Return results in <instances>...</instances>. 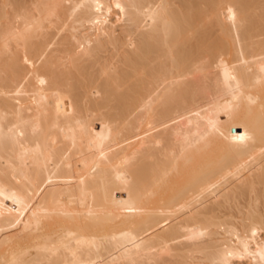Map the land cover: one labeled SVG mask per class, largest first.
Listing matches in <instances>:
<instances>
[{
    "label": "bare ground",
    "instance_id": "bare-ground-1",
    "mask_svg": "<svg viewBox=\"0 0 264 264\" xmlns=\"http://www.w3.org/2000/svg\"><path fill=\"white\" fill-rule=\"evenodd\" d=\"M0 264H264V0H0Z\"/></svg>",
    "mask_w": 264,
    "mask_h": 264
}]
</instances>
